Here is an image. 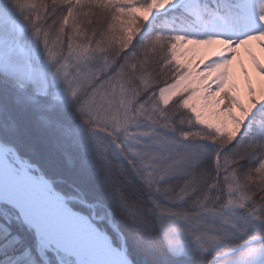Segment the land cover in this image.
Here are the masks:
<instances>
[{
    "label": "snow or ice",
    "instance_id": "snow-or-ice-1",
    "mask_svg": "<svg viewBox=\"0 0 264 264\" xmlns=\"http://www.w3.org/2000/svg\"><path fill=\"white\" fill-rule=\"evenodd\" d=\"M262 56L264 0H0V264H264Z\"/></svg>",
    "mask_w": 264,
    "mask_h": 264
},
{
    "label": "bare ground",
    "instance_id": "bare-ground-1",
    "mask_svg": "<svg viewBox=\"0 0 264 264\" xmlns=\"http://www.w3.org/2000/svg\"><path fill=\"white\" fill-rule=\"evenodd\" d=\"M253 48L256 49V51L259 54V50H258V48H256L255 45H253ZM242 59H243L244 66L248 68V70H249L250 74L253 76L254 80L257 79L258 76L254 72L250 60L248 59V57L246 56V54H244L243 52H242ZM261 59L264 60V56H262ZM237 64H239V61H237ZM237 71H238V69H237ZM240 79H241V82H242V77Z\"/></svg>",
    "mask_w": 264,
    "mask_h": 264
},
{
    "label": "trees",
    "instance_id": "trees-1",
    "mask_svg": "<svg viewBox=\"0 0 264 264\" xmlns=\"http://www.w3.org/2000/svg\"><path fill=\"white\" fill-rule=\"evenodd\" d=\"M117 219H119V216H117Z\"/></svg>",
    "mask_w": 264,
    "mask_h": 264
}]
</instances>
